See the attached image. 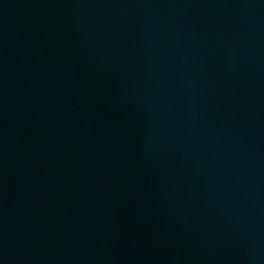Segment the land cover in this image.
I'll use <instances>...</instances> for the list:
<instances>
[{
    "label": "water",
    "instance_id": "water-1",
    "mask_svg": "<svg viewBox=\"0 0 264 264\" xmlns=\"http://www.w3.org/2000/svg\"><path fill=\"white\" fill-rule=\"evenodd\" d=\"M0 264H264V0H0Z\"/></svg>",
    "mask_w": 264,
    "mask_h": 264
}]
</instances>
